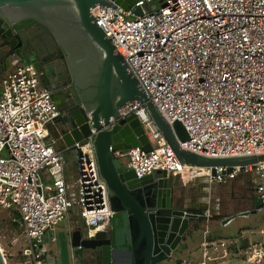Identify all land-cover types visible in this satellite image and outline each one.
<instances>
[{"label": "built area", "instance_id": "1", "mask_svg": "<svg viewBox=\"0 0 264 264\" xmlns=\"http://www.w3.org/2000/svg\"><path fill=\"white\" fill-rule=\"evenodd\" d=\"M91 15L163 120L184 128L188 140L176 139L180 150L207 159L264 156V0H135L129 11L95 7ZM118 114L110 125L134 114L151 146L149 152L114 153L137 179L156 171L174 183L204 179L209 186L244 178L260 202L256 212L264 210V162L202 174L178 161L143 104L127 103ZM58 117L34 67L14 59L0 71V208L19 214L27 240L19 261L3 254L6 264H41L45 246L56 247L54 228L62 222L69 241L74 207L91 235L109 226L108 190L93 150L96 132L74 144L76 182L68 185L63 155L48 139L47 127ZM216 245L203 241V257ZM69 253V264H78ZM242 258L237 264H264V238Z\"/></svg>", "mask_w": 264, "mask_h": 264}, {"label": "water", "instance_id": "2", "mask_svg": "<svg viewBox=\"0 0 264 264\" xmlns=\"http://www.w3.org/2000/svg\"><path fill=\"white\" fill-rule=\"evenodd\" d=\"M134 3L135 0H0V39L6 40L0 44V67L2 62L9 67L8 60L16 59L37 69L60 113L47 127L49 143L62 153L63 159L65 155L74 157V171V144L93 130L96 132L93 150L99 175L108 190L110 230L91 235L78 208L72 209L76 231L71 233L67 247L78 264H162L170 259L194 223L220 219L218 215L211 216L210 211L209 215L198 214L175 203L176 185L166 172L156 171L137 179L131 169L122 166L114 153L132 148L151 151L134 114L109 124L127 103L144 105L181 164L212 168L214 175L215 167L264 162V156L207 159L179 149L176 139L188 140L184 128L179 122L170 127L163 120L91 15L95 7L129 11ZM134 13L142 15L140 8H135ZM36 29L46 33L52 49L43 37V43L36 40ZM46 52L54 53L51 59H43ZM66 170L64 166V179L69 185ZM259 208L260 202L256 201L253 210L241 215L254 214ZM94 248L100 251L95 261L91 253ZM0 264H6L1 250Z\"/></svg>", "mask_w": 264, "mask_h": 264}, {"label": "rangeland", "instance_id": "3", "mask_svg": "<svg viewBox=\"0 0 264 264\" xmlns=\"http://www.w3.org/2000/svg\"><path fill=\"white\" fill-rule=\"evenodd\" d=\"M122 166L126 168V159L120 160ZM127 169V168H126ZM42 183L44 186H50L51 183L42 175ZM189 183L177 178L175 180L176 186H186ZM251 192V186L243 181L242 183L234 181L233 183H226L224 185H211L210 186V203L207 205L210 211V215H218L219 220L215 222H222V220L228 219L233 216L225 225L218 226L217 223H206L203 222L200 225H204L202 229L196 233L195 237L191 238L189 243L192 248L198 249L201 242L208 241L206 238L212 237L215 239L221 238L222 240L229 241L233 243L235 238L244 237L247 238L252 234L256 235L257 232L264 227V210L261 212H256L249 216L238 215V211L243 208V196ZM216 199V200H213ZM243 199V202H241ZM249 206L248 202L245 207ZM241 213V212H240ZM203 229H206L207 234L204 235ZM54 236L57 238L56 247L53 245L45 246L47 251L46 259L41 264H49L48 260L54 258L57 264H69L70 263V253L67 247V227L65 222L60 223L54 228ZM187 234L192 235L193 232L190 230ZM191 237V236H189ZM248 240V239H247ZM49 234L45 236L44 243L48 244ZM249 246V245H248ZM248 246L245 248L247 249ZM27 247V240L23 234V229L20 224L16 221L15 213L12 211H6L0 208V250L2 254H5L10 262L19 261V258ZM216 248H222V244H217ZM244 249V250H245ZM243 258H238L236 262L241 263Z\"/></svg>", "mask_w": 264, "mask_h": 264}, {"label": "crops", "instance_id": "4", "mask_svg": "<svg viewBox=\"0 0 264 264\" xmlns=\"http://www.w3.org/2000/svg\"><path fill=\"white\" fill-rule=\"evenodd\" d=\"M32 66V65H30ZM33 67V66H32ZM10 69V66L6 69L0 67V71L5 72ZM64 166L67 169L66 170V176L68 177L69 185H74L76 182V171H74V157L72 155L64 156ZM126 166V165H125ZM65 172V171H64ZM239 182L245 181L244 178H239ZM188 187L186 188V195L184 202L180 205H183L185 208H189L194 213H198L199 210H208L207 208V202L210 203V200L212 197H210V186L207 184V182L204 179H194L188 182ZM233 183V182H231ZM206 192L207 196V202L205 204V199L201 197L202 193ZM216 200V199H213ZM241 202H243V199H241ZM175 203H178L175 201ZM244 205L240 211H238V215H241L242 212H250L252 209L250 206L245 207V202H243ZM249 205V204H248ZM241 212V213H240ZM252 215V214H250ZM255 215V214H254ZM243 216V215H242ZM249 216V215H248ZM233 216L229 217L226 223L232 218ZM225 220H222L220 224L219 222L209 221L206 223H217L218 226L225 225L224 223ZM204 225H199L198 223H194L191 227V231L193 232L192 235L185 234L182 238V241L178 245L177 249L171 254V257L169 260L162 264H237L236 260L238 258H242L244 251L246 250L245 248L248 245L254 244L261 242L264 238V234L262 235L261 232L264 231V227L261 228L256 235L252 234L251 236L244 238V237H238L235 238V241L233 243H230L229 241L222 240L221 238L215 239L212 237L206 238L209 244H219L222 243L224 246L222 248L215 249L214 246L212 248H208L207 252L205 253V256L203 257L202 254V243L198 249L192 248V245L189 243L190 239L195 237L196 233L199 232ZM206 229H203L204 235L207 234ZM208 235V234H207ZM191 236V237H189ZM248 239V240H247ZM245 249V250H244ZM49 264H57L54 258H51L48 260Z\"/></svg>", "mask_w": 264, "mask_h": 264}, {"label": "flooded vegetation", "instance_id": "5", "mask_svg": "<svg viewBox=\"0 0 264 264\" xmlns=\"http://www.w3.org/2000/svg\"><path fill=\"white\" fill-rule=\"evenodd\" d=\"M34 33L36 34V40H38V41H41L42 42V37H43V40H45V43H47V45H49L48 44V39H47V36H46V33H42V31H41V29H36V30H34ZM6 40L4 39H0V44H2V43H4ZM7 41H9V39L7 40ZM43 43V42H42ZM45 47V49H46V45L44 46ZM14 48L15 49H17L15 46H14ZM49 48L50 49H52L51 47H50V45H49ZM6 50H10V49H8V48H6ZM54 54V53H53ZM52 54V55H53ZM52 55L50 54V52H46V54H45V56L43 57V59L44 60H46V59H51L52 58ZM14 59H9L8 60V64H9V66H10V64H11V62L13 61ZM5 64L6 63H4V62H2V65H3V68L5 69L6 67H5ZM8 68V67H7ZM6 68V69H7ZM34 69H35V67H34ZM36 71H37V69H35ZM38 73V72H37ZM40 75V74H39ZM40 82H41V85L43 86V83H42V80H41V77H40ZM44 87V86H43ZM51 94V93H50ZM59 115H60V113H59ZM175 184V183H174ZM188 187V185H186V186H176V190H175V193H174V199H175V201H177L178 203V205H180V204H182L183 202H184V199L186 198L185 197V195H186V188ZM201 197L203 198V199H205V204H206V202H207V198L209 197V195L207 196V194H206V192H203L202 193V195H201ZM243 199H245L244 201H246V203L248 202V204H249V206H250V208L253 210V207H254V203L257 201V196L254 194V192H253V190H251V192L250 193H248V194H245L244 196H243ZM180 203V204H179ZM207 204H209V202H207ZM199 212L200 213H205V210H199ZM72 232H75L76 231V224H75V222L72 220ZM200 225V224H199ZM109 230H110V221H109V226L106 228V230L105 231H103V232H107V233H109ZM92 254H93V256H92V259L95 261V260H97V259H99V257H100V251L99 250H97V248H94V250H92V252H91ZM76 261H77V259H76Z\"/></svg>", "mask_w": 264, "mask_h": 264}, {"label": "trees", "instance_id": "6", "mask_svg": "<svg viewBox=\"0 0 264 264\" xmlns=\"http://www.w3.org/2000/svg\"><path fill=\"white\" fill-rule=\"evenodd\" d=\"M13 212L15 213L17 223L21 225L20 219H19V214L15 211H13ZM198 214H203V213L198 212Z\"/></svg>", "mask_w": 264, "mask_h": 264}, {"label": "bare ground", "instance_id": "7", "mask_svg": "<svg viewBox=\"0 0 264 264\" xmlns=\"http://www.w3.org/2000/svg\"><path fill=\"white\" fill-rule=\"evenodd\" d=\"M199 171H200L202 174H206V173L209 172L207 168H200Z\"/></svg>", "mask_w": 264, "mask_h": 264}, {"label": "clouds", "instance_id": "8", "mask_svg": "<svg viewBox=\"0 0 264 264\" xmlns=\"http://www.w3.org/2000/svg\"><path fill=\"white\" fill-rule=\"evenodd\" d=\"M204 214V213H203Z\"/></svg>", "mask_w": 264, "mask_h": 264}]
</instances>
